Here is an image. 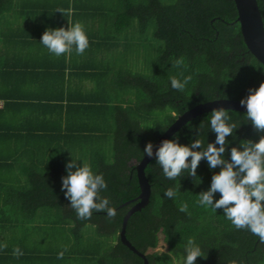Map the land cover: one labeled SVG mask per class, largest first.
<instances>
[{
	"label": "trees",
	"instance_id": "obj_1",
	"mask_svg": "<svg viewBox=\"0 0 264 264\" xmlns=\"http://www.w3.org/2000/svg\"><path fill=\"white\" fill-rule=\"evenodd\" d=\"M257 3L264 25V0ZM236 16L233 0H0V242L8 245L0 264L143 263L119 231L140 192L135 165L144 145L194 105L241 100L264 82V66L247 50ZM74 22L89 38L83 54L55 57L39 43L45 29ZM177 57L182 67L173 66ZM186 75L192 79L183 91L171 89L170 76ZM226 110L237 125L226 137L229 160L232 147L264 132L252 128L246 111ZM210 112L169 139L214 143ZM71 157L103 173L115 217L77 218L60 191ZM219 170L202 159L195 177L172 181L154 158L146 164L149 199L129 216L125 236L147 264L183 262L189 238L205 256L196 264H264V242L236 230L222 210L196 203ZM169 188L172 199L163 196ZM14 246L22 256L12 255Z\"/></svg>",
	"mask_w": 264,
	"mask_h": 264
},
{
	"label": "clouds",
	"instance_id": "obj_2",
	"mask_svg": "<svg viewBox=\"0 0 264 264\" xmlns=\"http://www.w3.org/2000/svg\"><path fill=\"white\" fill-rule=\"evenodd\" d=\"M56 11L64 16L70 14V10ZM39 43L49 54L60 57L73 51L77 55L83 54L89 47V38L81 23L74 22L68 23L67 29L63 26L45 29ZM183 65L182 57L175 58L174 67ZM191 79V75L183 76V79L170 76L169 84L171 89L183 91ZM239 103L246 109L244 116L252 128L257 132H264V82L256 88H249L247 95ZM206 119L208 130L215 134L214 143L204 146V140L195 139L184 145L178 142L176 134L172 139L161 141L155 152L152 143H146L143 155L154 158L163 177L172 181L185 173L195 177L202 159L207 161L209 169L219 167L218 173L211 177L210 187L198 194L196 203L212 211L222 210L225 219L236 230H247L264 242V135L255 142L244 141L239 148L232 147L229 160H226V137L233 135L237 125L222 107L211 110ZM60 181V191L78 219H91L94 212H103L108 218L117 215L116 207L103 195L108 187L103 173L94 171L88 163L71 157L65 163V175L61 176ZM216 193L219 198L214 199ZM163 196L172 199L175 192L169 188L163 192ZM179 210L187 212V205ZM7 247L6 243L0 242V251ZM12 255L18 258L23 252L18 246H14ZM63 255V252L58 253L57 258L62 259ZM198 257H205L200 245L192 238L187 239L182 264H196Z\"/></svg>",
	"mask_w": 264,
	"mask_h": 264
},
{
	"label": "water",
	"instance_id": "obj_3",
	"mask_svg": "<svg viewBox=\"0 0 264 264\" xmlns=\"http://www.w3.org/2000/svg\"><path fill=\"white\" fill-rule=\"evenodd\" d=\"M233 2L237 13L235 21L239 23V29L243 42L247 50L264 66V25L257 0H233ZM239 101L240 100L218 98L198 103L193 107L187 109L182 114L178 115L175 120L152 144L153 151L155 152L156 147L161 143V141H163L164 139H169V137L175 131H177L187 121L197 115L221 107L224 109L246 111V109L240 105ZM151 159L152 158L143 155V157L135 165L140 192L137 198L135 199L137 201L125 213L119 231V237L121 242L143 259L142 264H147V260L144 255L140 253L126 239L125 226L129 216L134 211L140 210L148 202L150 195V185L145 176L144 168Z\"/></svg>",
	"mask_w": 264,
	"mask_h": 264
},
{
	"label": "rangeland",
	"instance_id": "obj_4",
	"mask_svg": "<svg viewBox=\"0 0 264 264\" xmlns=\"http://www.w3.org/2000/svg\"><path fill=\"white\" fill-rule=\"evenodd\" d=\"M159 44V43H158ZM160 45V44H159ZM135 61H136V63L137 64H141V59L139 58V57H137L136 59H135ZM163 248V244L162 243H160L159 244V247L157 248V249H159V250H161ZM174 264H182V262L180 261V260H174Z\"/></svg>",
	"mask_w": 264,
	"mask_h": 264
},
{
	"label": "crops",
	"instance_id": "obj_5",
	"mask_svg": "<svg viewBox=\"0 0 264 264\" xmlns=\"http://www.w3.org/2000/svg\"><path fill=\"white\" fill-rule=\"evenodd\" d=\"M0 105H1V102H0Z\"/></svg>",
	"mask_w": 264,
	"mask_h": 264
}]
</instances>
